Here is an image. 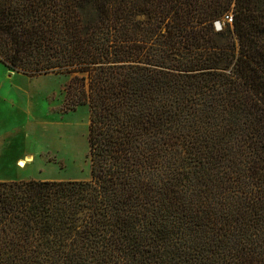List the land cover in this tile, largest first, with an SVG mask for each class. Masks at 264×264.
<instances>
[{
  "label": "trees",
  "instance_id": "trees-1",
  "mask_svg": "<svg viewBox=\"0 0 264 264\" xmlns=\"http://www.w3.org/2000/svg\"><path fill=\"white\" fill-rule=\"evenodd\" d=\"M0 63L71 78L91 166L0 181V264H264V0H0Z\"/></svg>",
  "mask_w": 264,
  "mask_h": 264
},
{
  "label": "rangeland",
  "instance_id": "rangeland-1",
  "mask_svg": "<svg viewBox=\"0 0 264 264\" xmlns=\"http://www.w3.org/2000/svg\"><path fill=\"white\" fill-rule=\"evenodd\" d=\"M70 79L28 77L0 63V181L90 179V114L66 101Z\"/></svg>",
  "mask_w": 264,
  "mask_h": 264
},
{
  "label": "built area",
  "instance_id": "built-area-1",
  "mask_svg": "<svg viewBox=\"0 0 264 264\" xmlns=\"http://www.w3.org/2000/svg\"><path fill=\"white\" fill-rule=\"evenodd\" d=\"M226 22L231 23L232 17L231 16L226 17L223 23L222 22H216L215 23L216 30L221 31L223 29V27L225 26Z\"/></svg>",
  "mask_w": 264,
  "mask_h": 264
},
{
  "label": "bare ground",
  "instance_id": "bare-ground-1",
  "mask_svg": "<svg viewBox=\"0 0 264 264\" xmlns=\"http://www.w3.org/2000/svg\"><path fill=\"white\" fill-rule=\"evenodd\" d=\"M28 162H29V161H28L27 158H26V159H20V160L18 161V164H19L20 167L24 168V167L27 165Z\"/></svg>",
  "mask_w": 264,
  "mask_h": 264
}]
</instances>
